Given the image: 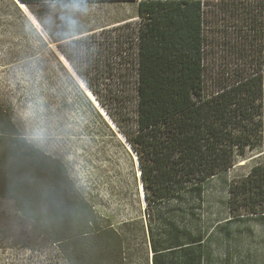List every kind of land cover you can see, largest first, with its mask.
Listing matches in <instances>:
<instances>
[{"label": "trees", "instance_id": "16d2710c", "mask_svg": "<svg viewBox=\"0 0 264 264\" xmlns=\"http://www.w3.org/2000/svg\"><path fill=\"white\" fill-rule=\"evenodd\" d=\"M18 1L46 5L0 0V18H23ZM97 1L136 3L137 15L53 41L71 68L56 62L99 124L137 157L146 210L195 194L194 208L186 209L195 219L191 234L183 219L159 224L150 217L146 225L133 220L115 228L89 206L83 215L53 182L49 200L72 219L73 236L59 241L63 261L204 264L205 185L250 162L245 176L228 183L227 211L231 218L264 215V0H87ZM8 128L10 119L0 116V137H11ZM7 170L30 203L39 183L21 176L27 169Z\"/></svg>", "mask_w": 264, "mask_h": 264}, {"label": "rangeland", "instance_id": "374dc122", "mask_svg": "<svg viewBox=\"0 0 264 264\" xmlns=\"http://www.w3.org/2000/svg\"><path fill=\"white\" fill-rule=\"evenodd\" d=\"M18 4L23 18H0V116L13 124L7 129L11 137H0V264H66L60 242L73 236L72 219L64 206L54 207L49 200L53 182L61 184L66 201L81 206L83 215L89 206L104 224L117 228L133 220L146 225L150 217L159 224L183 219L191 234L195 217L183 210L194 208L195 194L146 210L135 154L120 135L115 140L99 124L56 62L70 70L53 43L65 37L59 22L49 28L44 20L48 4ZM87 6L78 15L77 33L137 15L136 3L97 1ZM32 163L42 170L33 171ZM241 163L202 189L204 264H264V215L231 218L227 211L230 179L245 176L250 168V162ZM10 166L19 175L27 169L21 176L39 183L30 191V203H24V191L10 185ZM81 230L86 232L83 226ZM25 242H31L29 247H22Z\"/></svg>", "mask_w": 264, "mask_h": 264}, {"label": "clouds", "instance_id": "9594fccd", "mask_svg": "<svg viewBox=\"0 0 264 264\" xmlns=\"http://www.w3.org/2000/svg\"><path fill=\"white\" fill-rule=\"evenodd\" d=\"M49 13L44 17L47 27L54 28L59 22V29L65 36H73L79 31L78 15L88 10L87 0H46ZM70 47H79L75 41H69Z\"/></svg>", "mask_w": 264, "mask_h": 264}, {"label": "water", "instance_id": "95a60500", "mask_svg": "<svg viewBox=\"0 0 264 264\" xmlns=\"http://www.w3.org/2000/svg\"><path fill=\"white\" fill-rule=\"evenodd\" d=\"M68 66H69V64H68ZM70 67V66H69ZM71 68V67H70ZM92 96V95H91ZM93 100L95 101V99L93 98ZM92 101V100H91ZM96 102V101H95ZM96 104H97V102H96ZM103 114H105L104 112H103ZM106 116V115H105ZM107 117V116H106ZM135 158H136V161H137V166H138V160H137V157L135 156ZM138 170H139V166H138ZM139 175H140V170H139ZM140 180H141V176H140ZM141 189H142V195H143V200H144V194H143V187H141ZM144 202H145V200H144Z\"/></svg>", "mask_w": 264, "mask_h": 264}, {"label": "bare ground", "instance_id": "6f19581e", "mask_svg": "<svg viewBox=\"0 0 264 264\" xmlns=\"http://www.w3.org/2000/svg\"><path fill=\"white\" fill-rule=\"evenodd\" d=\"M60 56V55H59ZM63 62H64V60L63 59H61ZM65 63V62H64ZM90 96V95H89ZM90 98H92L91 96H90ZM93 100V99H92ZM94 101V100H93ZM95 102V101H94ZM93 102V103H94ZM94 104H96V102L94 103ZM96 106L98 107V105L96 104ZM103 113V112H102ZM242 164V163H241ZM139 178H140V175H139Z\"/></svg>", "mask_w": 264, "mask_h": 264}, {"label": "crops", "instance_id": "0c3cea01", "mask_svg": "<svg viewBox=\"0 0 264 264\" xmlns=\"http://www.w3.org/2000/svg\"><path fill=\"white\" fill-rule=\"evenodd\" d=\"M189 210V209H188ZM185 211H187V210H185ZM158 221V220H157ZM159 222V221H158Z\"/></svg>", "mask_w": 264, "mask_h": 264}]
</instances>
